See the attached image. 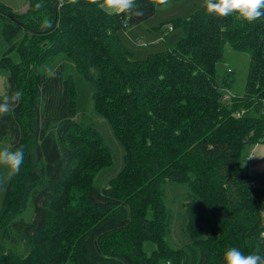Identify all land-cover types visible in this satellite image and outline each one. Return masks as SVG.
I'll use <instances>...</instances> for the list:
<instances>
[{
	"label": "trees",
	"instance_id": "obj_1",
	"mask_svg": "<svg viewBox=\"0 0 264 264\" xmlns=\"http://www.w3.org/2000/svg\"><path fill=\"white\" fill-rule=\"evenodd\" d=\"M155 2L136 0L119 15L91 0H28L23 14L0 3V70L7 96L23 93L0 117V147L25 153L0 190V264H224L232 246L264 255V172L242 168L247 148L264 144V19L247 24L204 7L176 23L185 35L175 49L135 61L121 33L153 17ZM227 45L251 57L244 97L230 103L220 89L234 82L219 84L217 74ZM85 81L126 151V168L103 189L95 178L113 157L98 128L77 119ZM178 185L222 237L170 246L166 192Z\"/></svg>",
	"mask_w": 264,
	"mask_h": 264
},
{
	"label": "rangeland",
	"instance_id": "obj_2",
	"mask_svg": "<svg viewBox=\"0 0 264 264\" xmlns=\"http://www.w3.org/2000/svg\"><path fill=\"white\" fill-rule=\"evenodd\" d=\"M0 3L18 14H23L28 9V0H0ZM158 3L159 0H156V12L153 17L127 29L125 33H121L123 43L132 53L133 60L135 61H145L149 55L175 49L185 35L183 26L176 23L178 21L182 23L189 21L197 12L205 7L203 0H169L167 6L159 5ZM250 62L251 57L249 54L235 52L229 45L226 46L223 60L217 65L219 84H222L224 77L226 82H234L230 89H225L223 86L220 89L223 95L222 101L225 103H230L231 99L235 97H240L241 99L244 97L245 82ZM67 72L76 79L80 77V74L69 64ZM83 89L82 101L85 115L81 112L77 119L83 120L85 117L87 123L93 124L98 128L106 146L111 150L113 165L102 170L94 182L97 188H108L110 183L126 168V151L123 144L115 135L110 123L97 114L94 109L95 86L91 82L85 81ZM7 93V77L0 70V98L2 99L7 96ZM227 93L231 94L228 100ZM4 146L9 147V144L4 143L2 147ZM253 147L247 148L246 154H250ZM242 168L253 176L264 172V144L257 146L256 158L251 162H243ZM166 193L169 203L175 206L170 210L172 223L168 234V241L172 248L181 250L188 244L208 241V238L212 235L222 237L223 228L213 220V215L210 214L208 208L203 204H199L198 200L193 198L195 195L193 192H190L188 187L182 185L170 186L167 188ZM33 216L34 208L30 201L21 218L26 222H30ZM187 216L189 217L188 220L186 219ZM206 217L213 221L211 229L205 226L204 219ZM202 231L205 234H201Z\"/></svg>",
	"mask_w": 264,
	"mask_h": 264
},
{
	"label": "clouds",
	"instance_id": "obj_3",
	"mask_svg": "<svg viewBox=\"0 0 264 264\" xmlns=\"http://www.w3.org/2000/svg\"><path fill=\"white\" fill-rule=\"evenodd\" d=\"M68 2L77 4L79 0ZM203 2L206 13L217 18L233 17L247 24L264 19V0H203ZM91 3L107 15L129 13L136 8V0H91ZM159 4L167 6L169 0H159ZM22 97V91L5 96L0 101V117L8 115L13 107L21 102ZM24 159L25 153L22 148L12 150L7 146L0 147V168L6 170L0 175V190H3L7 181L20 173ZM223 261L224 264H264V255L257 252L245 254L239 247L232 246L224 251Z\"/></svg>",
	"mask_w": 264,
	"mask_h": 264
},
{
	"label": "built area",
	"instance_id": "obj_4",
	"mask_svg": "<svg viewBox=\"0 0 264 264\" xmlns=\"http://www.w3.org/2000/svg\"><path fill=\"white\" fill-rule=\"evenodd\" d=\"M170 30H172V28H170ZM230 96H231V94L230 93H227V99H229L230 98ZM262 112H263V114H264V100H263V102H262ZM258 145H260V144H258ZM258 145H256L254 148H253V150L250 152V154H249V162H251L252 160H254L255 158H256V150H257V146ZM253 185H255V183H253Z\"/></svg>",
	"mask_w": 264,
	"mask_h": 264
}]
</instances>
